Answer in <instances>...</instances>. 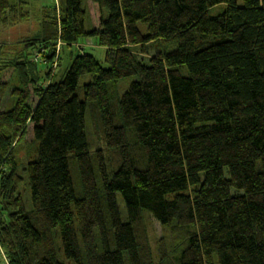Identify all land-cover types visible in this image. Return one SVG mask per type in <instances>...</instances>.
Instances as JSON below:
<instances>
[{
  "label": "trees",
  "instance_id": "obj_1",
  "mask_svg": "<svg viewBox=\"0 0 264 264\" xmlns=\"http://www.w3.org/2000/svg\"><path fill=\"white\" fill-rule=\"evenodd\" d=\"M60 2L13 58L9 108L0 83L8 264H264V0H92V29L85 0ZM25 4L0 0V26ZM58 44L75 52L59 80Z\"/></svg>",
  "mask_w": 264,
  "mask_h": 264
},
{
  "label": "rangeland",
  "instance_id": "obj_2",
  "mask_svg": "<svg viewBox=\"0 0 264 264\" xmlns=\"http://www.w3.org/2000/svg\"><path fill=\"white\" fill-rule=\"evenodd\" d=\"M24 2L26 4L23 10L26 11L25 13L27 14L28 20L15 25L0 26V83L8 82L7 89H5V92L3 94L4 103L1 104V108L11 107L13 103L12 99L14 98L12 95L13 86L18 85L17 73L12 66L13 58L20 56L21 54L19 53H22V50L24 51V48L26 47L25 40H33L40 33L42 29L41 20L43 15L49 11L51 12V10L49 9L52 8V6H56L57 9L61 7L60 0H24ZM84 6L87 12V27L89 29L95 27L97 28L100 24V18L103 14L102 11L95 3L92 2V0H85ZM140 28L144 33L146 32V28L143 24H140ZM30 42H34V40ZM87 43L89 46H94L91 41H87ZM87 43L85 44L87 45ZM58 46L59 47L57 48V53L59 54L61 52L62 59L60 61V64H58V59L56 58V60L53 62V65L51 66L53 68L52 71L57 72V80L62 79L67 69L69 68V65L71 63L69 54H75L74 47L61 48L60 44H58ZM42 52H44V50L39 51V53H41V58H44ZM87 52L93 54L100 62H103L104 50L102 48L97 46L93 48L88 47ZM40 71L41 75L45 77L47 68L41 67ZM35 99H37V96L32 97V100L35 101ZM36 151L37 147L33 142V127L32 125H30L27 129L24 140L22 141L21 145L19 144L17 149L15 150V158L21 159V163L27 162L36 155ZM1 170L2 169L0 168V171ZM147 225L149 231L148 238L150 246L152 248L153 254L158 257L162 251V248L170 246V235L160 225V223H158L151 216L148 219ZM0 251L2 252L1 254L3 262L5 264H8V260L1 246Z\"/></svg>",
  "mask_w": 264,
  "mask_h": 264
},
{
  "label": "built area",
  "instance_id": "obj_3",
  "mask_svg": "<svg viewBox=\"0 0 264 264\" xmlns=\"http://www.w3.org/2000/svg\"><path fill=\"white\" fill-rule=\"evenodd\" d=\"M41 53H37L35 56H34V61L35 62H38V63H40L42 60H43V58H41V55H40Z\"/></svg>",
  "mask_w": 264,
  "mask_h": 264
},
{
  "label": "crops",
  "instance_id": "obj_4",
  "mask_svg": "<svg viewBox=\"0 0 264 264\" xmlns=\"http://www.w3.org/2000/svg\"><path fill=\"white\" fill-rule=\"evenodd\" d=\"M2 252L0 251V264H5L4 262H3V258H2V254H1Z\"/></svg>",
  "mask_w": 264,
  "mask_h": 264
}]
</instances>
